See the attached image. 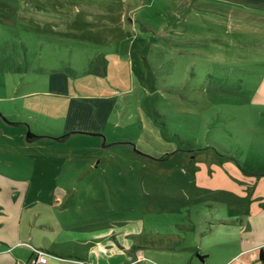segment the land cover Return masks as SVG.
I'll use <instances>...</instances> for the list:
<instances>
[{
	"label": "rangeland",
	"instance_id": "rangeland-1",
	"mask_svg": "<svg viewBox=\"0 0 264 264\" xmlns=\"http://www.w3.org/2000/svg\"><path fill=\"white\" fill-rule=\"evenodd\" d=\"M176 1L0 0V115H16L0 119V174L33 182L23 264L53 258L39 247L64 230L67 262L128 222L162 249L142 264H191L182 243L226 240L210 250L224 264L264 214V31L178 26ZM82 99L110 115L102 133L57 140Z\"/></svg>",
	"mask_w": 264,
	"mask_h": 264
},
{
	"label": "crops",
	"instance_id": "crops-1",
	"mask_svg": "<svg viewBox=\"0 0 264 264\" xmlns=\"http://www.w3.org/2000/svg\"><path fill=\"white\" fill-rule=\"evenodd\" d=\"M187 1L189 4L193 1L196 2V0ZM211 1L212 0H204V5L210 6ZM214 1L224 3L226 8H223L225 10L228 8L232 9L233 7L254 10H262V8H264V6L260 4L241 2L240 0ZM262 11L264 12V10ZM208 18L211 17L208 15ZM232 22L238 25L250 26L252 29H259L258 26L246 20H235ZM261 30L264 31V28ZM238 32L244 33L243 31ZM250 33L256 35L255 32ZM58 89L62 88L58 86ZM65 89H67V87ZM73 106L76 107V113L66 116V134H64V136L69 137L74 134H98L101 132V127L106 125L109 120L110 115H100L101 111H95L90 104L84 102V99L81 101H73ZM92 110L96 115H91V112H93ZM9 116L16 115H0V119L6 121L9 125H14L15 123H12L11 119H8ZM29 132L37 136L31 130H29L28 133ZM32 184L33 182H31L30 179L20 181L13 179L9 175L5 176L0 174V264H23L24 259L16 252L17 249L15 247L20 243L27 244L29 239H31L32 243H35L33 236L34 225L31 220L24 221V214L26 211L25 205L31 195ZM36 191L38 190L36 189ZM251 221V225L247 227V230L241 238L238 252L224 264H264L262 260V254H264V214L253 217ZM54 224L57 226V222ZM247 224H250L249 219ZM49 226H51V224ZM98 228L99 227H97V229ZM140 236V234L134 233V230L128 222L124 229L113 230L108 236H98L96 238H91L90 241L87 240L86 245L89 248L84 249L83 246H81L75 251V254L82 256V258L75 257L73 258L74 261L67 262L61 261L62 259H67V257L63 256L67 246L66 244H77V240L72 239V234L69 233L68 230H64L61 236L57 233L55 239L46 238L43 241V247H39V249L53 256V258L48 259L47 264H108L109 262L113 264H135L136 261L142 264V262H145V260H143L145 255L148 254L147 249H151L150 251L153 252L162 249L160 245L157 246L156 242H150L151 245L146 246L145 241H143ZM135 243H138V245ZM182 245L186 247L184 250L189 252V255L187 257L184 253L178 252L179 254H176V258L182 261L187 258L191 259V264H212V260H210V250L213 248L219 250L220 248H227L228 246L226 240H224L222 244L218 242L217 244L214 243L213 248L209 246V242H204V240L199 246L200 248H198V246L187 247L186 243H182ZM178 247L181 248L182 246H175L171 251H180Z\"/></svg>",
	"mask_w": 264,
	"mask_h": 264
},
{
	"label": "trees",
	"instance_id": "trees-1",
	"mask_svg": "<svg viewBox=\"0 0 264 264\" xmlns=\"http://www.w3.org/2000/svg\"><path fill=\"white\" fill-rule=\"evenodd\" d=\"M177 2V3H176ZM174 4V10L172 11L171 17L176 20L177 25L184 23L188 26L196 24V17L201 15L203 17L208 18V15L211 18H208L209 20L213 21L214 24H220L221 26H217L221 29H223L224 32L229 34V20L235 21V20H246L250 23H252L255 26H258L259 29L264 28V12L260 9L254 10V9H245L241 7L236 8H228L225 10L223 7L226 8L224 3L218 2V1H211V5H204V0H196V2L188 3L187 0H177ZM178 4V5H177ZM215 6V7H214ZM216 8V9H215ZM194 16L193 18H191ZM211 22V23H213ZM221 23L225 24L222 25ZM175 25V26H177ZM179 26V25H178ZM223 27V28H222ZM232 29V28H231ZM177 28H172L171 33L176 34ZM168 32V30H167ZM207 32L210 34V30L208 29ZM235 34L242 32H238L236 30H232ZM211 35L216 36L213 39H221L222 37L220 34H217L216 32H211ZM188 38V35H187ZM224 42V41H223ZM227 43H223L222 46H226ZM38 137L33 135L31 132L28 133V139L34 140ZM67 138V136H63L60 139L57 140H64ZM264 173V170H262ZM260 175V174H258ZM262 260L264 261V254H262Z\"/></svg>",
	"mask_w": 264,
	"mask_h": 264
},
{
	"label": "built area",
	"instance_id": "built-area-1",
	"mask_svg": "<svg viewBox=\"0 0 264 264\" xmlns=\"http://www.w3.org/2000/svg\"><path fill=\"white\" fill-rule=\"evenodd\" d=\"M46 254L43 251L38 250L35 260L32 264H47L48 260L45 256Z\"/></svg>",
	"mask_w": 264,
	"mask_h": 264
}]
</instances>
